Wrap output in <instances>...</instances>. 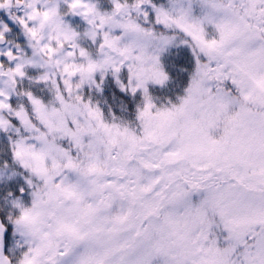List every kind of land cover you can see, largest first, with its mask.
<instances>
[{
    "label": "snow or ice",
    "instance_id": "6c2138e0",
    "mask_svg": "<svg viewBox=\"0 0 264 264\" xmlns=\"http://www.w3.org/2000/svg\"><path fill=\"white\" fill-rule=\"evenodd\" d=\"M0 264H264V0H0Z\"/></svg>",
    "mask_w": 264,
    "mask_h": 264
}]
</instances>
